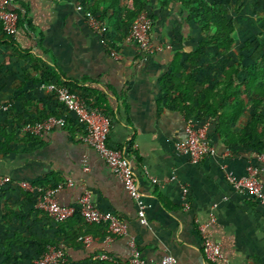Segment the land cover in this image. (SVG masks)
<instances>
[{"label": "crops", "instance_id": "crops-1", "mask_svg": "<svg viewBox=\"0 0 264 264\" xmlns=\"http://www.w3.org/2000/svg\"><path fill=\"white\" fill-rule=\"evenodd\" d=\"M160 4L159 0L145 4L157 49L141 61L132 44L115 39L111 25L106 23L104 36L95 33L86 23L79 0L11 1L10 7L18 14V33L6 38L0 30V103H12L10 111L0 113V175L10 176L12 183L0 193V233L9 225L25 235L61 234L68 240L61 246L69 264L93 262L103 252L112 258L104 259L107 262L126 264L127 236L105 243L104 226L84 223L76 215L58 228L28 202L35 193L70 180L73 185L57 191L56 199L75 204L88 189L100 210L127 222L144 259L157 261L170 254L176 264H264V205L234 191L226 177L228 171L246 174L248 165L264 167L256 157L258 151L234 141L235 135L227 136L242 129L249 121L248 112L237 122L224 124L222 133L217 117L187 118L172 107L160 80L175 53L191 48L197 30L186 22L179 4ZM111 47L118 57L110 55ZM48 83L68 87L108 117V145L131 158L139 190L151 204L145 224L139 221L134 200L104 160L79 140L82 127L44 87ZM51 116L62 117V123L41 136L21 132L22 124ZM188 120L206 129L214 148L198 163L175 150V143L186 139ZM14 123H19L16 131ZM261 180L264 189V175ZM9 209L15 215L10 217ZM210 217L215 221L209 232L222 253L216 263L204 259L197 230L198 221ZM84 234L93 237L89 245L76 238ZM30 252L38 254L37 245L19 250L25 264L40 255L30 259Z\"/></svg>", "mask_w": 264, "mask_h": 264}, {"label": "trees", "instance_id": "trees-1", "mask_svg": "<svg viewBox=\"0 0 264 264\" xmlns=\"http://www.w3.org/2000/svg\"><path fill=\"white\" fill-rule=\"evenodd\" d=\"M79 2L84 11L98 15L111 25L110 32L116 40L121 41L127 36L135 17L146 9L147 0ZM159 2L163 7L170 3L179 4L185 13L186 22L197 30L191 48L175 53L169 71L160 80L163 95L165 93L172 107L183 112L187 118H201L205 115L217 117L220 130L224 124L237 122L238 118L248 112L249 121L238 133L233 132L227 136L235 135L234 141L237 143L246 144L259 153L264 152V31L245 27L236 17L239 16L240 19L243 16L248 0ZM261 19L264 21V11ZM4 35L11 38L5 33ZM85 102L87 103L86 100ZM16 126L19 127V123L12 124V130L16 131ZM224 139L228 140L226 137ZM5 189L7 187L0 193ZM35 196L36 193L28 201L31 206ZM13 215L14 212L9 213L10 217ZM45 215L48 217L46 213ZM75 215L79 221L84 222L78 214ZM68 220L55 223L60 228ZM8 226L4 228L5 235L0 236V264H17V251L30 245H37L38 254H42L48 245L61 246L68 242L63 240L61 234H55L54 237L33 233L25 235L20 229ZM92 263L114 264L98 259L87 262Z\"/></svg>", "mask_w": 264, "mask_h": 264}, {"label": "built area", "instance_id": "built-area-1", "mask_svg": "<svg viewBox=\"0 0 264 264\" xmlns=\"http://www.w3.org/2000/svg\"><path fill=\"white\" fill-rule=\"evenodd\" d=\"M11 1L0 0V25L6 35L14 38L18 33V14L10 7ZM84 16L88 26L100 37L108 31L106 22L98 15L84 11ZM151 27V16L145 9L135 17L125 37V42L132 44L138 51L141 61L147 60L148 56L157 49L151 38ZM109 52L113 57L119 56L115 47L109 48ZM44 87L54 93L56 99L74 116L76 123L83 129L78 136L79 140L92 147L104 160L112 174L122 183L129 196L134 200L139 221L145 224L147 222L146 209L151 204L144 199L139 190L131 158L122 149L108 145V134L111 127L108 117L98 108L89 106L81 95L66 86L48 83ZM11 106L10 102L0 103V113L9 110ZM62 121V117L51 116L38 122H27L22 124L21 132L32 136H41L45 131L60 125ZM186 132V139L175 143L177 153L187 155L191 163H198L214 152L204 127L196 128L194 122L188 120ZM256 157L264 163V152L258 153ZM261 175H264V167L258 169L253 165H248L246 174L241 176H237L231 171L226 173L227 180L234 191L245 194L257 203L264 205ZM10 183H12L10 176L0 175V191ZM20 184L25 187V184ZM71 185H73L72 181L68 180L58 183L53 188H45L36 193L33 209L46 213L53 222L65 221L78 214L86 223L102 225L105 227L104 242L108 244L118 236H127L129 256L126 264H176L175 258L170 254L162 256L157 261L141 257L136 238L129 233L127 222L115 213L100 210L95 205L88 189H84L78 195L75 204L67 205L59 202L55 193L65 186ZM184 206L188 207L187 202H184ZM214 221V217H210L206 222L198 221L197 224L201 238V251L207 263H216L222 259L220 244L213 241L209 232V226ZM92 238L90 234H84L79 235L77 240L82 244L89 245ZM96 258L112 260L105 252L99 253ZM65 260L66 252L63 246L48 245L47 249L32 264H61Z\"/></svg>", "mask_w": 264, "mask_h": 264}, {"label": "rangeland", "instance_id": "rangeland-1", "mask_svg": "<svg viewBox=\"0 0 264 264\" xmlns=\"http://www.w3.org/2000/svg\"><path fill=\"white\" fill-rule=\"evenodd\" d=\"M264 11V0H248V5H246L243 9V16L240 17L236 16L238 20L242 21L243 26H249L257 31H264V21H262L261 16L263 14ZM239 21V22H240ZM3 210V206L2 209ZM2 216V211H0V219ZM4 233H0V236H4ZM36 253H32L30 252V256L29 258L32 259L33 257H35ZM16 257H17V264H25L27 263V260L22 257L19 256V251H17L16 253Z\"/></svg>", "mask_w": 264, "mask_h": 264}]
</instances>
